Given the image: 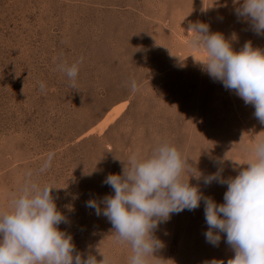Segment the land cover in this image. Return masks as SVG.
<instances>
[{"label": "rangeland", "instance_id": "obj_1", "mask_svg": "<svg viewBox=\"0 0 264 264\" xmlns=\"http://www.w3.org/2000/svg\"><path fill=\"white\" fill-rule=\"evenodd\" d=\"M234 7L232 0H0V209L10 210L26 179L51 184L68 220L58 227L82 257L128 264L130 246L86 202L112 194L103 181L121 173L131 153L148 155L162 141L202 173L189 183L223 203L227 185H205L203 177L218 169L237 175L250 158L244 146L264 138V125L251 104L201 71V53L187 42L190 23L200 21L226 39L235 33L234 50L246 41L264 49V36ZM81 58L72 87L58 65ZM207 227L203 201L172 214L154 232L164 246L149 264H227L234 251L225 234L213 246Z\"/></svg>", "mask_w": 264, "mask_h": 264}, {"label": "clouds", "instance_id": "obj_2", "mask_svg": "<svg viewBox=\"0 0 264 264\" xmlns=\"http://www.w3.org/2000/svg\"><path fill=\"white\" fill-rule=\"evenodd\" d=\"M232 3L236 17L255 34L264 36V0ZM189 30L192 36L187 43L201 53V58L195 60L201 71L234 91L245 104H251L254 116L264 125V49L246 41L234 50L231 41L236 34L226 39L222 33L210 31L206 22L190 23ZM81 62L82 58L58 65L72 87ZM45 87L41 82L42 92ZM131 89H137L135 80ZM244 150L250 158L234 177H223L222 169L203 177L205 185H227L223 203L204 196L198 186L189 183V176L199 180L202 173L195 168L193 174L179 149L162 141L148 155L131 153L121 173L108 174L103 181L112 194L99 201L89 199L86 206L97 216L106 217L116 240L130 246L128 264H149V258H157L154 253L164 246L154 235L158 225L172 214L197 209L201 201L208 226L203 233L206 242L218 245L223 233L225 243L234 251L227 264H264V138L245 145ZM53 156L48 154L42 171L51 166ZM52 189L55 187L51 184L26 179L12 198L10 210L0 209V264H109L105 256L99 261L91 253L82 257L72 235L59 229L68 220L57 210Z\"/></svg>", "mask_w": 264, "mask_h": 264}]
</instances>
